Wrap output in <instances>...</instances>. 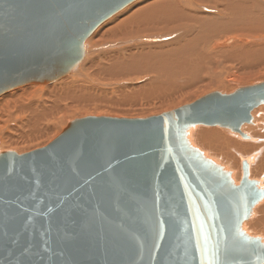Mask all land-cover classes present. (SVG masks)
Wrapping results in <instances>:
<instances>
[{
  "label": "water",
  "instance_id": "water-1",
  "mask_svg": "<svg viewBox=\"0 0 264 264\" xmlns=\"http://www.w3.org/2000/svg\"><path fill=\"white\" fill-rule=\"evenodd\" d=\"M133 1L0 0V96L70 75ZM262 104L264 81L148 118H77L41 148L0 152V264H201L217 250L264 264V239L243 230L264 187L245 160L235 184L189 138L196 126L246 138Z\"/></svg>",
  "mask_w": 264,
  "mask_h": 264
},
{
  "label": "bare ground",
  "instance_id": "bare-ground-1",
  "mask_svg": "<svg viewBox=\"0 0 264 264\" xmlns=\"http://www.w3.org/2000/svg\"><path fill=\"white\" fill-rule=\"evenodd\" d=\"M124 8L84 41L85 57L68 77L52 82L46 89L40 84H28L0 96L1 149L11 151L49 133L53 138L59 133L57 127L66 111L90 105L128 110V104L152 96L167 102L201 87L228 89L232 80L248 79L254 75L253 69L264 64V44L256 42L264 41L259 38L262 35L246 38L251 32H264L262 17L251 20L263 13L264 0H135ZM227 37H232V41L223 45ZM116 43L132 46L112 51ZM102 48L106 50L99 51ZM228 62L236 63L242 73L231 77L223 67ZM100 84L118 90L120 96L127 90L132 95L118 100L112 91L103 92ZM62 98L70 104L63 110L58 105ZM96 99L105 102L96 103ZM13 115L22 119L12 127ZM250 115V125L241 126L250 135L246 141L225 130L224 134L219 127L204 131L196 126L189 138L206 158L229 171L235 184L241 179V163L245 160L249 180L257 179L264 187V104ZM196 141L203 147L197 146ZM243 230L264 239V200L254 207Z\"/></svg>",
  "mask_w": 264,
  "mask_h": 264
},
{
  "label": "rangeland",
  "instance_id": "rangeland-1",
  "mask_svg": "<svg viewBox=\"0 0 264 264\" xmlns=\"http://www.w3.org/2000/svg\"><path fill=\"white\" fill-rule=\"evenodd\" d=\"M260 1V0H259ZM125 9V8H124ZM122 11V10H121ZM261 14H262V16H261ZM260 14V12L255 16V19L253 18H251V20H259V18H261L262 17V21H264V18H263V14H264V11H263V13H261ZM215 17H217V14H216V16ZM250 19V18H249ZM108 21V20H107ZM225 23V22H224ZM226 23H228L227 21H226ZM104 24V23H103ZM102 24V25H103ZM101 26V25H100ZM100 26H98V27H100ZM262 32V33H261ZM258 33H259V35L261 34L262 36H257L258 35ZM225 33H223L222 35H224ZM92 35V34H91ZM183 36V35H182ZM245 36V35H244ZM247 36V37H246ZM245 37L246 38H248V36L249 37H259V38H262V39H264V32H263V30L261 31H259V32H255V35L254 34H252V32L250 33V34H248V35H246ZM232 37H227V38H225V40H227V39H231ZM224 40V41H225ZM224 41H222V42H224ZM262 42H260V41H256V42H258V43H261V44H264V41L263 40H261ZM255 43V42H254ZM119 43H116V47H114V48H111V50L112 51H118V50H121L122 48H124V47H127V46H132L131 44H129V45H127L126 43H124V44H120V45H118ZM103 50H106V49H104V48H102V50H99V51H103ZM217 59H219L218 57H217ZM229 64H224L223 65V67H224V70L225 71H228L229 72V75L232 77V75L234 74V76H235V74H238L239 75V72L240 73H242V68H240L236 63H231V62H228ZM235 66H234V65ZM238 69V70H237ZM240 69V70H239ZM253 71V76L252 77H250V78H242V77H238V78H236V79H234V80H232L233 82H232V84H231V87L230 88H228V89H226L224 86L223 87H221V89L219 88V87H201L200 89H194L191 93H186V95L184 94H182V96H177L176 98H174L173 100H171V101H167V102H163V100L160 98V97H156V96H152V97H150V98H147V99H143V100H141V101H139V100H136L135 102H132L131 104H128V105H131L130 107L129 106H127V107H129L128 108V110L127 109H123V110H120V109H116L115 108V110L114 109H110L109 107H108V105H105L106 107H104L103 108V106H101V105H99L100 107H95V105H90V106H83V107H80V108H78V109H76V110H72V111H66V110H64V111H66V112H64L65 113V115H64V117H63V119H62V124H60L58 127H57V130H59V133L62 131V129H64L65 128V125L68 123V122H70V121H72V120H74V119H77V118H83V117H87V116H104V117H114V118H148V117H151V116H157V115H159V114H161V113H164V112H168V111H171V110H175V109H177V108H179V107H181V106H184V105H187V104H190V103H192V102H194L195 100H197L198 98H200V97H202V96H204V95H206V94H209V93H212V92H220V93H231V92H233L234 90H236V89H238V88H240V87H244V86H248V85H252V84H256V83H259V82H262V81H264V64H262V65H260L259 67H257V68H255V69H253L252 70ZM228 74H227V72H226V76H227ZM66 77H68V76H66ZM60 80H58V81H56L57 83L59 82ZM235 81V82H234ZM56 82H54V83H56ZM247 82V83H246ZM54 83H51V84H49V85H43V86H41V87H43V89H46L48 86H50V85H52V84H54ZM102 83V82H101ZM182 84H184V83H181V85ZM100 87H102L101 89H102V91L103 92H110V93H112L113 92V94H114V96L115 97H117L118 98V100H120V99H122V100H124V99H127V97L129 96V95H132V92L130 91V90H127V91H125V93H123L121 96H120V93L118 92V90H113L114 88H112V87H109V86H103V84H100L99 85ZM40 87V86H39ZM107 88V89H106ZM111 90H110V89ZM112 91V92H111ZM115 91H116V93H115ZM126 95V96H125ZM128 95V96H127ZM140 99V98H139ZM161 99V100H160ZM104 99H96L95 101H96V103H104L105 102V100L103 101ZM158 100H159V102H158ZM161 101H162V104H160L161 103ZM141 103V104H140ZM153 103V104H152ZM69 103H68V99L67 98H62L61 100H60V102H59V106H60V108L63 110V108L66 106V105H68ZM152 104V105H151ZM156 104H157V106H156ZM164 104V105H163ZM70 105V104H69ZM139 105H142V106H139ZM150 107H149V106ZM159 105V106H158ZM91 106H94L96 109H94V107H91ZM110 106H112V107H117V106H115V105H110ZM146 106V107H145ZM63 107V108H62ZM102 107V108H101ZM134 107H137V108H134ZM139 107V108H138ZM142 107V108H141ZM145 107V108H144ZM147 107H149V108H147ZM262 107V106H261ZM132 108L134 109V110H132ZM61 109H60V111H61ZM106 109V110H105ZM129 109H131V110H129ZM114 112H116V113H114ZM56 113H58V111L56 112ZM13 117H14V121H13V123L12 122H10V125L13 127L17 122H19V121H21V119L22 118H20V117H17V116H14L13 115ZM15 117H17V118H15ZM253 117V116H252ZM57 118H58V116H57ZM64 121V122H63ZM14 124V125H13ZM4 125H6V123H4ZM247 125H250V124H247ZM243 126V125H242ZM201 128H203V129H201V130H204V131H207V130H213V129H211L210 127H208V128H206V127H202V126H200ZM7 128H4V130H3V132H5V130H6ZM200 129V128H199ZM214 129H216V128H214ZM243 128L241 127V132L243 133V134H245L246 136H248L249 134L248 133H245V131H247L246 130V128L245 129H243ZM198 130V129H197ZM216 130H220V129H216ZM221 130H223L222 132L224 133V130H225V133L226 134H228V135H236V137L238 138V139H240L241 141H246L247 139L246 138H241L240 136H238V134H235V133H232V132H230V131H228V130H226V129H221ZM227 131V132H226ZM6 133V132H5ZM59 133L56 135V136H54L53 138H52V133H49V134H47V135H45V136H43V137H40V138H36V139H31L30 141H28V142H26V143H23V144H21V145H18V147H15V149L13 148V149H11V151H13V150H15L14 152H16V153H18V154H22V153H26V152H29V151H31V150H34V149H37V148H41V147H43V146H45L46 144H48L51 140H53L54 138H56L58 135H59ZM224 133V134H225ZM250 136V135H249ZM50 138V139H49ZM196 143V145L197 146H199V144L200 143H198L197 141L195 142ZM2 146V145H1ZM1 146H0V152H3L4 150L3 149H1ZM200 148H202L203 147V145H202V147H201V145L199 146ZM21 152V153H20ZM210 153H212V155H213V152H211L210 151ZM214 154H216V152L214 153ZM216 155H218V154H216Z\"/></svg>",
  "mask_w": 264,
  "mask_h": 264
},
{
  "label": "snow or ice",
  "instance_id": "snow-or-ice-1",
  "mask_svg": "<svg viewBox=\"0 0 264 264\" xmlns=\"http://www.w3.org/2000/svg\"><path fill=\"white\" fill-rule=\"evenodd\" d=\"M123 3H124V0H120V2L117 3L116 7L119 8V7L123 6ZM245 184H248L246 179H245ZM249 187H251L250 184H249ZM254 196L255 197L264 196V192H255L254 191ZM252 202H254V200ZM204 253L207 256V250L206 249L204 250ZM201 264H236V262L227 258L219 250H217V251L213 252L211 258L202 260Z\"/></svg>",
  "mask_w": 264,
  "mask_h": 264
}]
</instances>
